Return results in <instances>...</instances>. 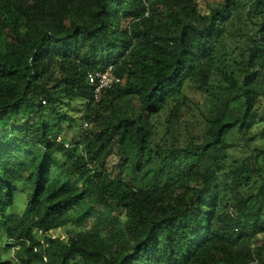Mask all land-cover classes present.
<instances>
[{
	"label": "trees",
	"instance_id": "obj_1",
	"mask_svg": "<svg viewBox=\"0 0 264 264\" xmlns=\"http://www.w3.org/2000/svg\"><path fill=\"white\" fill-rule=\"evenodd\" d=\"M108 65L121 83L95 98L87 73ZM75 100L87 127L67 143L55 104ZM17 182L25 210L7 214ZM10 252L264 264V0H0V264Z\"/></svg>",
	"mask_w": 264,
	"mask_h": 264
},
{
	"label": "rangeland",
	"instance_id": "obj_2",
	"mask_svg": "<svg viewBox=\"0 0 264 264\" xmlns=\"http://www.w3.org/2000/svg\"><path fill=\"white\" fill-rule=\"evenodd\" d=\"M121 110H127L128 107V101L124 99L119 105ZM136 107V105L134 104ZM55 110L60 112L61 114H66L73 122L66 123L64 121L61 123V129H62V135L63 140L67 143L71 141H76L78 137L80 136V132L83 131L84 122L85 120L82 118L83 111L85 110L84 103L80 100H75L72 102H63L61 104L56 103L55 104ZM43 117L45 121L55 123L59 121V117L49 109H44ZM86 128V127H85ZM61 138V139H62ZM119 154L120 152L117 150V148H113L108 155L105 158L106 165L110 168L111 172L117 173L121 169V162L119 161ZM16 191H15V201L13 205L8 209L7 214H22L25 210V204L27 195L30 192L24 184L21 182H17L16 185ZM93 222V217L90 215V217L86 220V224L90 225ZM75 230H78V227L73 224H67L63 227H60L58 229H55L51 232L52 236L66 238V236L69 233L74 232ZM8 258L12 260V264H16L14 261L12 252L9 253Z\"/></svg>",
	"mask_w": 264,
	"mask_h": 264
},
{
	"label": "built area",
	"instance_id": "obj_3",
	"mask_svg": "<svg viewBox=\"0 0 264 264\" xmlns=\"http://www.w3.org/2000/svg\"><path fill=\"white\" fill-rule=\"evenodd\" d=\"M87 81L90 84V86L93 87L95 98H98L101 90L112 88L116 84L121 83V79H119L114 74L112 65H108L102 70L95 69V70L88 72ZM83 126L87 127V122H84ZM44 260H46V256H44Z\"/></svg>",
	"mask_w": 264,
	"mask_h": 264
}]
</instances>
